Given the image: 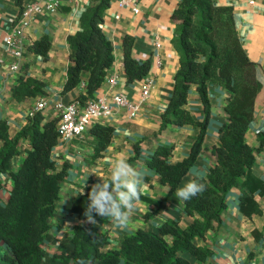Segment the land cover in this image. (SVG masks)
<instances>
[{"label":"trees","instance_id":"16d2710c","mask_svg":"<svg viewBox=\"0 0 264 264\" xmlns=\"http://www.w3.org/2000/svg\"><path fill=\"white\" fill-rule=\"evenodd\" d=\"M23 2L17 0L22 8ZM110 2L92 0L81 17V29L68 38L71 55L63 93L79 87L83 72H89L85 93L78 96L82 103L94 97L115 60L114 47L101 26ZM172 18L177 26L173 44L180 55V68L173 96L162 115V127L191 124L199 127L200 133L190 156L182 162H169L172 146H160L152 155L149 166L157 171L163 183L171 186L170 193L178 190L203 149L211 116L208 82L219 83L232 93L226 105L229 121L220 128L219 143L213 148L217 164L207 176L195 179L205 186L204 192L183 201L185 213L194 219L187 227H182L181 218H177L165 221L158 231L139 229L126 236L119 248H111L109 235L101 231L99 223L106 217L96 215V222L92 223L85 215L92 189L87 186L73 199L70 208L83 220L73 234L72 253L54 256L66 264L71 260L75 264H190L188 254L205 263L209 250L197 245L195 238L205 239L210 230H220L231 189H241L240 210L245 216L262 213L255 194L264 195V180L253 172V166L256 153L264 149V131L258 134L257 148L246 142L262 84L257 79L255 62L243 47L233 7L216 5L214 0H181ZM133 44L134 38L127 35L123 46L129 81L143 79L151 69L149 60L140 63L133 57ZM28 49L47 57L51 40L45 37ZM18 81L13 91L16 100L44 94L42 81L23 76ZM193 85L197 86L205 106L203 121H196L185 108ZM57 122L58 118L45 122L44 116L37 113L17 135L11 136L8 122L0 121V191L4 188L2 174L10 170L13 158L21 153L20 140L31 141L21 167L11 172L13 187L8 201L3 203L0 195V241L8 249L0 253V264H43V243L52 227L50 220L57 212L62 182L68 174L67 165L59 169L52 156L60 137ZM91 131L99 142V155L110 144L114 127L97 123ZM141 200L162 207L161 201L145 195Z\"/></svg>","mask_w":264,"mask_h":264},{"label":"crops","instance_id":"0c3cea01","mask_svg":"<svg viewBox=\"0 0 264 264\" xmlns=\"http://www.w3.org/2000/svg\"><path fill=\"white\" fill-rule=\"evenodd\" d=\"M30 1L33 0H24L23 6ZM60 1L58 11L38 15L26 33L28 46L45 37L51 40L48 56L31 52L27 47L21 71L12 73V58L6 51L5 39L22 7L17 4V0H0V121L8 122L11 136L17 135L28 124L31 118L29 111L39 99L50 100L49 108L41 112L46 122L57 118L55 102L77 101L78 96L85 93L82 84L86 85L89 72H83V81L79 87L66 93H63V90L68 78L71 55L68 38L81 29V17L92 0ZM139 1L140 12L134 13L129 8L120 7L116 0H111L109 8L104 12L102 29L114 47L115 60L109 73L118 77L115 92L124 93L136 100L145 82L150 80L151 93L137 117H130L125 109H117L114 115L99 123L114 127L110 144L100 151L99 155V142L91 130L83 137L60 138L53 148L52 156L57 167L62 169L67 165L68 173L62 182L57 212L50 220L52 227L45 238V243H52V257L57 262L61 260L60 257H54L57 251L72 253L73 234L77 227L83 224L79 215L70 210L73 199L87 186L93 187L102 182L110 184L113 164L119 159H125L143 178L141 194L161 201L162 207L158 208L155 204L140 200L136 203L127 226H121L111 217L101 219V231L109 235L111 248H119L126 236L135 234L139 229L158 231L160 226L170 219L181 218V226H189L194 218L185 213L184 202L176 196V192L186 183L195 182L197 177L207 176L217 164L213 148L219 143L220 128L229 121L226 105L232 93L221 84L210 81L208 91L211 116L203 149L195 164L181 180L178 190L170 193L171 186L163 183L157 171L149 166L152 155L160 146L173 147L169 158L171 164L184 161L192 152L200 128L191 124H170L166 128L162 127V115L173 96L175 76L180 68V55L173 44L177 26L172 14L181 0ZM214 2L219 6L233 7L243 47L249 58L255 62L257 79L262 84L255 102L254 119L246 134V142L257 148L258 134L264 131V0ZM116 15H120V18L117 19ZM127 35L134 38L133 57L140 63L147 60L151 62L150 72L143 79L128 80L123 46ZM157 40L161 43L160 47L155 44ZM20 76L42 81L45 84L44 94L22 101L16 100L13 91ZM107 90L108 85L103 82L94 96H104ZM185 108L196 121L205 119V106L196 85L189 90ZM137 146L140 148L139 154ZM30 148V139H21V153L13 158L10 170L1 176L4 183V188L0 191L3 203L8 201L13 187L11 172L21 167ZM253 172L264 180V149L256 153ZM241 195V189H231L220 230H210L205 239L195 238L197 245L208 248L207 260L205 263L199 262L188 254L190 264H264V195L256 192L255 197L262 213L252 217H247L241 212ZM148 214L150 215L147 216ZM0 247V253L8 250L3 241H0ZM43 248L46 258L48 251L44 246ZM69 264L75 263L71 260Z\"/></svg>","mask_w":264,"mask_h":264},{"label":"built area","instance_id":"2783aa9c","mask_svg":"<svg viewBox=\"0 0 264 264\" xmlns=\"http://www.w3.org/2000/svg\"><path fill=\"white\" fill-rule=\"evenodd\" d=\"M116 1L122 8H129L134 13L140 12L139 0ZM60 6V0H33L23 6L21 13L15 19L5 39L6 51L12 58L10 63V71L12 73H19L22 69L28 47L26 33L33 20L40 14L58 11ZM115 17L119 19L120 15H116ZM155 44L157 47L161 46L159 40ZM117 79V75L111 74V72L109 73L108 70L104 80L108 85L106 95L94 96L87 99L84 103L79 100L68 103L63 101L55 102L54 109L58 118L57 128L60 132L59 139L83 137L86 132L91 130L94 124L111 117L117 109H125L130 117H137L139 115L143 105L150 96L152 82L150 80L145 82L139 98L133 100L124 93L115 92V87L118 83ZM82 88H85V84H82ZM49 106V99H39L29 111V117L33 118L37 113L48 109Z\"/></svg>","mask_w":264,"mask_h":264},{"label":"clouds","instance_id":"9594fccd","mask_svg":"<svg viewBox=\"0 0 264 264\" xmlns=\"http://www.w3.org/2000/svg\"><path fill=\"white\" fill-rule=\"evenodd\" d=\"M113 169L111 184L102 182L92 187L85 215L92 223L99 215L111 217L121 226H127L136 203L141 200L143 178L125 159L115 162ZM204 190L203 184L188 182L176 192V196L187 202Z\"/></svg>","mask_w":264,"mask_h":264},{"label":"rangeland","instance_id":"374dc122","mask_svg":"<svg viewBox=\"0 0 264 264\" xmlns=\"http://www.w3.org/2000/svg\"><path fill=\"white\" fill-rule=\"evenodd\" d=\"M43 246L47 249V251H48V256L45 258V260L43 261V264H66L65 262H63L62 260H60V261H56V260H54L53 259V257H52V255H53V252H52V250H53V245H52V243L50 244H48L47 242L45 243V241H44V243H43ZM67 246H65V248H66ZM1 248V247H0ZM55 250V249H54ZM58 253H55V254H59L60 252L62 253V252H64L65 253V251L64 250H59V251H57ZM69 264V263H68Z\"/></svg>","mask_w":264,"mask_h":264}]
</instances>
